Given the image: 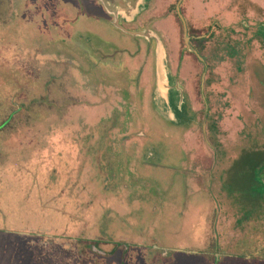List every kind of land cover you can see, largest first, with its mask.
Instances as JSON below:
<instances>
[{
	"label": "rangeland",
	"instance_id": "rangeland-1",
	"mask_svg": "<svg viewBox=\"0 0 264 264\" xmlns=\"http://www.w3.org/2000/svg\"><path fill=\"white\" fill-rule=\"evenodd\" d=\"M55 3L0 0V264H264V188L242 179L252 174L246 155L264 152V0L182 1L189 35L217 27L205 40V83L203 64L185 52L179 0H146L143 19L122 20L135 29L154 19L171 85L184 96L182 124H173L186 129L170 138L185 148L187 174L165 178L170 189L155 196L182 211L157 228L170 231L164 240L151 239L140 215L163 179L146 164L148 143L168 139L161 120L172 124L156 106L157 43L142 37L138 52L150 103L131 97L136 67L120 72L121 94L93 98L86 63L70 65L83 49L72 15ZM118 33L104 27L87 37L106 52L134 42ZM176 94L170 88L165 101L175 111ZM102 138H135V155L103 171Z\"/></svg>",
	"mask_w": 264,
	"mask_h": 264
},
{
	"label": "flooded vegetation",
	"instance_id": "flooded-vegetation-1",
	"mask_svg": "<svg viewBox=\"0 0 264 264\" xmlns=\"http://www.w3.org/2000/svg\"><path fill=\"white\" fill-rule=\"evenodd\" d=\"M56 1L54 10L62 9L60 3L61 1L63 2L62 4L65 6L66 10L71 13L72 17L69 18L68 23L70 28H72V34L74 35V38L79 40V43H84V46L87 47V53H90V56L88 57L83 54L85 49H79L81 50L80 53L81 55H78V58L74 60V62L70 65H73L75 69H78L77 67L81 64V61H84L86 63L87 69L85 71L90 74V80L92 83V91H88L89 93H92L93 98L94 97H108L109 95H104L105 93L109 94L111 93V97L114 98L115 94H121V91L119 89L123 88V86L120 84V79L122 78V73L120 72L125 68L129 67H136L137 70L135 72L131 71V83L132 89H130V93L133 92L132 99L137 100L135 105L140 107L142 105H138L137 103L140 102V97L141 96H146L147 97V92L146 95L142 94L141 88L144 87V84H147L149 82L150 78H146V82H144L145 77H141L142 75L139 72V65L141 61V57L139 56L138 52L141 51V45H140V40H142V35L143 33H146L147 30L152 32L153 35H159L158 30L154 29L153 27V20L150 19V21L146 24H141L138 28L132 29V28H127V25H131L136 23L135 22H130L129 24H126L122 20L119 22L118 25L115 24V19L109 16L102 5H100L96 0H54ZM76 2H79V4H76ZM92 5L100 6L99 10L96 15L93 13L88 12L87 7L89 6L91 8ZM83 6V9H82ZM75 7L78 9H75ZM74 8V9H73ZM83 10V12H82ZM181 12V11H180ZM176 15L181 22L182 26V20L180 19L178 12H177V6H176ZM183 15V14H182ZM138 19H143V13L138 16ZM184 17V16H183ZM83 20L86 21V23H93L92 27L86 28L85 25L83 24ZM77 22V24H76ZM185 22L187 24V21L185 19ZM203 24V23H200ZM211 24L209 27L204 25L205 27H208V30L205 33H202L200 35H194L195 37L191 36L192 34H188L189 40L186 42L187 46L185 49V52L188 53L189 55L195 56L202 64H203V76H202V83H205V77H206V71H208V67L210 68V63L207 61V56H206V50L208 48V43H206V39L210 40L212 37V33L216 32L215 25L214 27ZM203 26V25H202ZM201 26V27H202ZM85 27V28H84ZM106 28V31L109 30L110 34L112 32H115V30L119 31V36H117L116 39L120 38H126V36H130L132 40H134L135 43H137L138 46L135 45V43L132 41V43L129 44H124L123 46H120L116 49H110L109 52H106L103 46H99L96 48L94 45L91 46L90 44V39L87 37V34H92L93 31H99L101 28ZM188 28V24H187ZM115 29V30H114ZM184 29V27H183ZM210 30H213L210 32ZM189 31V30H188ZM191 32V31H190ZM116 35V33H114ZM151 34V35H152ZM122 37H121V36ZM73 38V39H74ZM144 39V38H143ZM146 39V38H145ZM213 39V38H212ZM185 40V37H184ZM150 43L155 42L154 36L150 37ZM133 44L135 46H133ZM147 44V46L149 45ZM82 46V44H80ZM149 47V46H148ZM94 56L98 57V59L93 61ZM214 65V64H213ZM147 67V66H146ZM145 67V71H147V68ZM106 79H105V75ZM112 81V83L110 82ZM144 83V84H143ZM110 84V85H109ZM94 85V86H93ZM108 85V86H107ZM139 88H138V86ZM107 88L109 91H107ZM146 88V87H145ZM116 90V91H115ZM107 91V92H106ZM136 92V93H135ZM151 93H149V96L147 97V101L150 103L151 99ZM116 99H119V96L116 97ZM98 101V99H97ZM154 101V100H153ZM134 105V106H135ZM146 108H150V105H146ZM155 109V106H153ZM132 113V112H131ZM153 117V116H151ZM154 117L157 120V117L154 115ZM161 122L164 124L163 129L167 133L168 139H154L153 141H150L148 144L150 145L149 149L146 151V164L147 166H150L151 171L153 174H156L155 176H159V178L163 177L161 185L157 186H151V196H150V201L151 205H148L147 208L140 209L142 211L141 218L144 216V223L145 226L148 225L150 227H154V232L150 233L151 239L159 237L160 240L165 239L166 232L163 231L162 234L156 233L157 228L161 224H168L170 222V217L173 216H179V211L181 209L174 208L166 199L164 196V200L161 198H156L155 196L158 193H165V190L170 189L167 184V180L165 178H172L173 176L179 177L184 174H187V169L184 167V165L188 162L187 157L185 155V148L181 144H177L174 138H170V135H173L174 133H178L179 131L184 130L183 128L186 129V126H177L174 125L173 123H169L163 120ZM161 125L163 126V124ZM168 123V124H167ZM104 127V130L106 129V123L102 124ZM160 136V135H159ZM134 137V135H132ZM133 142V143H132ZM136 142L135 138H118V139H112V138H102L99 140L97 145L99 146L102 157H100V163L102 166L103 171H108L109 168L113 167V163L118 162V163H124L125 159L128 158L130 159L131 157L129 156H134L135 155V149H136ZM138 145V144H137ZM91 160L93 161L94 159V148H95V142L94 139H92L91 143ZM110 146V148H109ZM117 146V148L115 147ZM180 146L181 148H179ZM99 161V159L97 158ZM232 168V167H231ZM92 171L93 168L91 167ZM121 171V169H120ZM230 171V170H229ZM93 174V172H92ZM131 173H129L130 175ZM94 175L91 177L93 178ZM161 180V179H159ZM158 182V181H156ZM229 182V181H228ZM227 184L224 185V190L228 194L229 197H233V187H230ZM164 189V190H162ZM173 192V191H171ZM175 192V191H174ZM178 192V190H177ZM185 194V192H184ZM174 202V201H173ZM172 202V203H173ZM183 204L184 201H183ZM155 205V207H154ZM151 209V210H150ZM179 210V211H178ZM182 212V211H181ZM182 216V215H181ZM183 219V218H182ZM177 227L175 230H171L173 233H176L175 231H178V225L179 221L176 223ZM144 227V226H143ZM168 227V226H167ZM170 229H173V227H169ZM153 234V235H152ZM155 235V236H154ZM167 242V241H165ZM168 249V248H167ZM165 249V250H167ZM164 250V251H165ZM214 252H216L214 250ZM164 253V252H162ZM163 255H166V251ZM217 256L219 254H216Z\"/></svg>",
	"mask_w": 264,
	"mask_h": 264
},
{
	"label": "water",
	"instance_id": "water-1",
	"mask_svg": "<svg viewBox=\"0 0 264 264\" xmlns=\"http://www.w3.org/2000/svg\"><path fill=\"white\" fill-rule=\"evenodd\" d=\"M99 4L103 6L105 11L109 16L114 18L115 24L118 25L121 20H127L128 22L134 21L146 8V0H96ZM183 0H179L177 5V12L182 20L184 27V37L185 41L188 42V28L185 22L184 17L180 12V5ZM152 32L147 30L146 33L141 34L146 39L150 40L151 36H154V39L157 43V57H156V66H157V81H158V91H157V110L160 114L172 123L182 124L180 121L183 119V114L185 113L184 108V96L179 85L175 83V87L171 85V80L167 72L165 65V48L162 40L158 35H151ZM170 88H173L177 94L176 99L173 102V105L177 106V110H173V106H165V101L167 102V97L170 94ZM169 116V117H166Z\"/></svg>",
	"mask_w": 264,
	"mask_h": 264
},
{
	"label": "trees",
	"instance_id": "trees-1",
	"mask_svg": "<svg viewBox=\"0 0 264 264\" xmlns=\"http://www.w3.org/2000/svg\"><path fill=\"white\" fill-rule=\"evenodd\" d=\"M257 36L260 39H264V36H261L259 34ZM246 158H247L246 162H248V167L252 169V174H250L249 177L248 176L242 177L243 182L246 185H248L247 183L249 184L253 183L252 186H262L264 188V152L255 151L253 153L246 155Z\"/></svg>",
	"mask_w": 264,
	"mask_h": 264
},
{
	"label": "crops",
	"instance_id": "crops-1",
	"mask_svg": "<svg viewBox=\"0 0 264 264\" xmlns=\"http://www.w3.org/2000/svg\"><path fill=\"white\" fill-rule=\"evenodd\" d=\"M100 5H101V4H100ZM102 7H103V6H102ZM104 10H105V9H104ZM106 13H107V12H106ZM107 14H108V13H107ZM83 24L85 25L86 28H89V27H92V26H93V23H86L85 20H83ZM85 27H84V28H85ZM78 44H79V40H78ZM82 47H83V49H85L84 52H83V54L86 55V56L88 57V53H87L88 50H87V47L84 46V43H82ZM78 48H79V47H78ZM79 49H81V48H79ZM83 49H82V50H83ZM89 56H90V53H89ZM75 57H76V59H77V58H78V55H77V56H74V59H75Z\"/></svg>",
	"mask_w": 264,
	"mask_h": 264
}]
</instances>
